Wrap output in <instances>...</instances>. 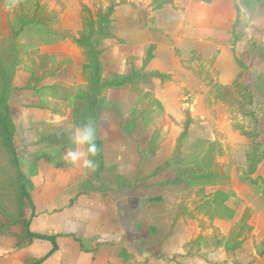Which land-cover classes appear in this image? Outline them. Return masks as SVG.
Wrapping results in <instances>:
<instances>
[{"label":"crops","instance_id":"0c3cea01","mask_svg":"<svg viewBox=\"0 0 264 264\" xmlns=\"http://www.w3.org/2000/svg\"><path fill=\"white\" fill-rule=\"evenodd\" d=\"M95 1L52 0L62 5V11L66 9L58 18L52 15V20L51 16L41 20L45 21L42 25L52 26V41L38 45L30 50V57L17 61L10 98L16 124L14 144L20 166L31 174L33 185L32 204L25 215L31 220L32 232L56 235L57 239L55 247L51 240L36 238L19 251L23 254L30 249V254L0 258V262L26 264L32 257L44 259L41 264H264V254L259 253L264 252V159L250 175L252 141L234 128L232 111L222 102L215 103L207 85L189 68L195 55L214 60L216 79L231 86L243 72L237 57L244 60L248 69L241 82L252 91L249 108L257 115L264 153V4L241 6L245 27L239 25L242 37L234 43L238 0H173L156 10L150 6L153 0H123L113 15L115 37L101 41L103 78L142 68L151 46L154 57L146 70L171 76L143 83L139 91L130 84L106 91L105 119L100 123L104 183L135 184L162 166L174 153L183 130L180 123L189 110L194 118L190 142L221 139L225 153L217 162L220 171L230 176L224 185L207 187L206 193L218 189L228 192L225 204L235 216L210 220L198 209L203 202L198 188L160 185L175 176L173 170L143 179L138 186L104 193L96 191L95 184L84 186L87 169L64 161L63 153L72 147L69 130L75 125V91L86 84L83 66L87 63L69 34L78 36L83 29L81 4L90 7ZM132 4L148 8L147 19ZM55 85L68 91L54 95ZM134 114L143 115L130 135L124 128ZM160 114L170 123L159 131L158 142L152 147L155 155L140 166L141 152L151 140L141 146L132 137H137L140 125L148 120L160 121ZM233 114L243 120L238 111ZM60 146L64 163L56 166L47 154ZM162 155L160 165L151 171L145 169L148 160ZM249 176L258 179V184L246 181ZM184 200L196 218L181 214ZM244 215L251 231L242 247L228 253L224 245L216 246L213 231L228 238ZM0 239L8 242L3 252L14 248V238Z\"/></svg>","mask_w":264,"mask_h":264},{"label":"trees","instance_id":"16d2710c","mask_svg":"<svg viewBox=\"0 0 264 264\" xmlns=\"http://www.w3.org/2000/svg\"><path fill=\"white\" fill-rule=\"evenodd\" d=\"M107 1L108 5L99 6L96 12L85 3H82L83 29L79 32L78 36L69 34L73 42L82 49L87 59V63L83 66L86 84L82 88H77L75 91L74 124L78 125L86 121H92L95 124L97 133L96 143L98 152L94 158L95 168L91 170L87 169L88 180L84 186L87 187L90 184H95L94 189L96 191L108 193L116 189L138 186L143 179H150L163 171L173 170L175 176L162 182L160 184L161 186L184 185L192 189L198 188V195L202 196L203 200L201 206L198 207L199 210L204 211L210 220L216 217L232 219L235 216V212L225 204L230 194L221 189L212 193H206L207 187L224 185L230 178L227 173L220 171V163L217 162V159L224 155V148L219 140L197 139L196 141L190 142L189 130L191 124L194 122V118H192L189 110L186 112V119L180 123L183 130L177 139L174 153L162 166L147 177L138 178L135 184L123 181L118 186H107L104 183L105 155L104 141L100 135V123L105 119L104 112L107 108L106 91L127 84H130L136 91H139L142 89L143 83L151 82L154 78H160L161 80L171 78L169 74L146 70L147 64L154 57V46L149 48L142 68L134 67L128 74H119L111 79L103 78L104 68L101 60L103 49L101 48V41L105 38L115 37L113 15L116 7L124 3L123 0L120 2L117 0ZM172 1L153 0L150 6L156 10ZM15 2L16 0H11L10 3L14 4ZM258 3L263 5L264 0L236 1L238 20L234 25V43L242 37L238 32L241 6H251ZM20 4L21 10H14L10 18L12 45L14 47L19 45L18 39L27 27L36 23L44 24L38 18L37 11L40 8V2L38 0H21ZM132 5L138 9L144 20L147 19L149 15L148 8L141 5ZM32 7H35L33 12ZM54 33L56 34V32ZM197 59L204 63H210L212 70L215 72L213 67L214 60L205 61L195 55L192 61ZM237 60L243 72L231 86L221 85L216 78L214 80L206 79L204 82L212 89L211 95L215 102H222L227 105L232 111V114L238 111L243 116V120L248 121L246 124L243 120L239 121L236 116H232L234 128L252 141L253 155L249 168V174L252 175L256 172L258 165L263 161L264 153L262 144L259 141L258 118L256 113L249 108L253 104L252 91L245 83L241 82L243 73L248 69V66L241 57H237ZM16 65V59H13L12 62H6L3 58L0 59V216L4 219V221L0 220V234L14 237L18 250L30 246L36 238L51 240L56 247L57 236H46L32 232L30 228L31 220L25 216L27 206L32 204L31 193L33 185L30 177L31 174H26L20 166L14 144L16 124L11 111L10 98L14 90ZM54 73L52 72V74ZM196 74L198 73L196 72ZM52 89L54 95L62 90L65 92L68 91L59 85L53 86ZM142 115L134 114L136 117L128 121L124 130L132 135L138 118L142 117ZM158 136L159 132L154 133L148 148L141 152L140 166L147 159L155 155L152 147L156 143ZM62 149L63 146H60L59 150L57 149L47 154V157L56 166L64 163L62 157H60ZM245 180L252 184H258V179L250 176ZM181 209L182 215L196 218V215L190 213L186 206L182 205ZM250 231L251 228L247 224V215H244L240 224L234 228L228 238L222 237L219 239L215 236V244L216 246L224 245L228 253H234L242 247L243 241ZM81 247L83 250H86L83 246ZM259 253L260 255L264 254V252ZM43 260H32L30 264H41Z\"/></svg>","mask_w":264,"mask_h":264},{"label":"rangeland","instance_id":"374dc122","mask_svg":"<svg viewBox=\"0 0 264 264\" xmlns=\"http://www.w3.org/2000/svg\"><path fill=\"white\" fill-rule=\"evenodd\" d=\"M40 2L39 10L37 11L38 17L40 16V20L42 19H48L49 16H51L52 20V15H57V18L60 17V15H63L65 10L62 11V5L58 3H53L52 0H38ZM11 0H0V59H4L6 62H12L13 59H16L17 61L21 59H26L30 57V50L38 47V45H41L42 43H46L48 41H52V26L51 25H42V24H33L30 27H28L24 33L21 35V37L18 39L19 45L17 47H14L12 45V30H11V25H10V18L13 14L14 10H21V0H16L14 4L10 3ZM107 6L108 1L107 0H97L93 4H91V8L93 9L94 12H96L97 8L99 6ZM256 5V4H255ZM253 6V5H251ZM35 10V7H32V12ZM243 11L241 9V17H240V27H245V21L243 20ZM45 22V21H43ZM60 26V25H59ZM59 41V40H58ZM35 60V59H34ZM44 62V60H41ZM36 62V61H35ZM34 61L32 62L33 66H36V63ZM44 64V63H43ZM189 68L194 71L196 74L203 82L206 79H215L216 78V73L212 70L211 64L210 63H204L201 60L197 59L194 60L193 63L189 64ZM205 83V82H204ZM206 84V83H205ZM209 90L211 91L212 94V89L207 86ZM145 90V89H143ZM149 102L151 99H148ZM213 101V99H211ZM215 103H218L217 101ZM147 102H143L142 106H145ZM138 105V104H136ZM139 107V106H138ZM233 109V108H231ZM234 117L236 116L235 114H232ZM239 121H242L236 116ZM236 120V119H235ZM170 123V120L162 114H160V121H154V120H148L147 122L143 123L140 125L139 129L140 131L138 132L137 137H132L134 142L138 145L142 144H147L148 140H151L152 136L154 133L161 131L167 124ZM221 141V139H219ZM219 141V142H220ZM158 142V141H157ZM156 142V144H157ZM221 143V142H220ZM142 146V145H141ZM163 155L160 157H157L156 159L148 160L146 163L145 169L147 171H151L152 169L156 168L158 165L162 163ZM150 192V191H149ZM191 195H193L191 193ZM192 198V196H191ZM184 206H186L187 210H190V207H188L189 202L184 200L183 202ZM26 213V212H25ZM26 216V215H25ZM0 220L4 221V219L0 216ZM203 220V219H202ZM201 220V221H202ZM203 222V221H202ZM205 222V221H204ZM203 222V223H204ZM3 236L6 237H11L8 235H1L0 238H3ZM213 236V243L215 244V236H217L219 239L220 234L218 231H213L212 233ZM14 238V237H11ZM15 239V238H14ZM1 240V239H0ZM16 240V239H15ZM263 240V239H262ZM260 240V242L262 241ZM16 242V241H15ZM52 245V243H50ZM2 245V246H1ZM7 246L8 242H2L0 241V258L1 259H9L13 255H19L21 254H30V249L23 250V254L20 253L17 248H16V243L14 248H8V253L3 252L2 247ZM263 248L262 243L260 244V249ZM258 250V252H259ZM7 251V249H6ZM10 254V255H8ZM9 256V257H8ZM3 261V260H2ZM32 261V257L28 258L26 260V264H29ZM0 264H2L0 262Z\"/></svg>","mask_w":264,"mask_h":264},{"label":"clouds","instance_id":"9594fccd","mask_svg":"<svg viewBox=\"0 0 264 264\" xmlns=\"http://www.w3.org/2000/svg\"><path fill=\"white\" fill-rule=\"evenodd\" d=\"M69 134L72 147H68L63 153L64 161L83 169H94V158L98 152L95 124L92 121H86L74 125L70 128Z\"/></svg>","mask_w":264,"mask_h":264}]
</instances>
